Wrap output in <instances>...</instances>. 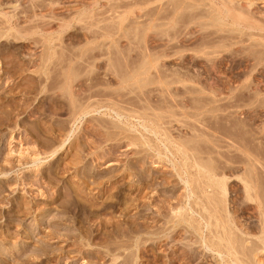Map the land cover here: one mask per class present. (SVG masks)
<instances>
[{"label":"rangeland","instance_id":"rangeland-1","mask_svg":"<svg viewBox=\"0 0 264 264\" xmlns=\"http://www.w3.org/2000/svg\"><path fill=\"white\" fill-rule=\"evenodd\" d=\"M34 1L11 2L18 25L0 15V264L246 259L210 243L229 209L236 236H264V35L208 0H136L122 21L133 0L91 16Z\"/></svg>","mask_w":264,"mask_h":264},{"label":"bare ground","instance_id":"bare-ground-1","mask_svg":"<svg viewBox=\"0 0 264 264\" xmlns=\"http://www.w3.org/2000/svg\"><path fill=\"white\" fill-rule=\"evenodd\" d=\"M13 1H16V0H6V1H4V2H2L1 0H0V15L2 16V17H4L5 19H7L6 21L7 22H9V23H14V24H17L16 23V19H18V18H16V19H14V20H12L11 18H14V16H16V14L14 15V12H13V10L15 11V9L14 8H16L15 7V4H11V2H13ZM18 2H19V4H21V2L23 3V2H25L26 3V1H28V2H33V4H34V0H17ZM38 1V0H37ZM52 1H54V0H52ZM101 1V0H100ZM100 1L99 0H59L58 2H55L56 3V6L54 7L53 6V4H54V2L53 3H51L50 4V7H49V5H48V7H46L47 9L46 10H44V11H46L45 13L47 14V15H49L50 14V16H52V15H55L56 13H58V12H69V13H71L70 15H72V14H75V15H86L87 16V14H89L88 16H91V13L93 12V10L94 9H98V8H94L97 4H99L100 5V7H101V12L103 11V10H105L104 8H106V10L108 9V11H106V12H111L112 10L114 11V13L116 12L117 13V11H118V15H117V17L119 18V19H121V21H122V19H124L125 18V13H127V11H128V9H132V7L133 6H136V3L138 2V3H140V1L141 0H138L137 2H136V0H133V2L134 3H128V4H125L126 2H124V4L122 3V1L121 0H119L120 1V3H122V4H120L119 2L117 3L116 1V3L117 4H115V2L113 1V0H110V1H113V2H111L110 3V1L108 2V1H105V2H101L100 3ZM118 1V0H117ZM149 1V0H148ZM198 1H201V0H198ZM206 1V0H205ZM209 1V2H208ZM207 2L209 3V6L211 7V9H212V11H214V14L216 13L217 14V19L219 20V22L221 23V21L223 22V24H224V21H229L232 25L234 24V25H236V26H240V27H242V28H246V29H248V30H255L256 31V33L258 32H260L262 35H264V0H208ZM18 2H16V3H18ZM27 2V3H28ZM129 2V1H128ZM132 2V1H131ZM136 2V3H135ZM150 2V1H149ZM201 2H204L203 0L201 1ZM15 3V2H14ZM143 3V1H141V4ZM171 3V2H170ZM186 3V2H185ZM208 3H206V4H208ZM19 4H18V7H19ZM39 4V3H38ZM47 4H49V2L47 3ZM120 4V5H119ZM140 4V5H141ZM143 4H145V3H143ZM27 5V4H26ZM121 5L123 6V7H121ZM171 5V4H170ZM196 5V4H195ZM17 6V5H16ZM23 6V5H22ZM22 6L20 7V8H22ZM29 6V5H28ZM45 7V6H44ZM100 7H99V9H100ZM117 7H121V10L120 9H115V8H117ZM175 7V6H174ZM199 7V6H198ZM209 7V8H210ZM123 8V9H122ZM182 8H183V6H182ZM190 8V7H189ZM207 8H208V6H207ZM23 10V9H22ZM29 10V9H28ZM130 10H129V12H130ZM195 10V9H194ZM209 10V9H208ZM30 11V10H29ZM97 11V10H96ZM112 11V12H113ZM147 11V10H146ZM172 11V10H171ZM132 12H136L135 10H131V13ZM193 12V11H192ZM191 12V13H192ZM205 12V11H204ZM36 13V12H35ZM34 13V14H35ZM94 13V12H93ZM93 13H92V15H93ZM105 13V12H104ZM207 13H209V12H207ZM36 14H39V13H36ZM35 14V15H36ZM59 14V13H58ZM63 14H65V13H63ZM144 14V13H143ZM142 14V15H143ZM202 14H204V13H202ZM210 14V13H209ZM57 15V14H56ZM69 15V14H68ZM67 15V16H68ZM103 15V14H102ZM165 15V14H164ZM170 15V14H169ZM37 16V15H36ZM39 16V15H38ZM41 16V15H40ZM49 16V17H50ZM74 16V15H73ZM114 16V15H113ZM139 16V15H138ZM141 16V15H140ZM197 16V15H196ZM207 16V15H206ZM55 17V16H54ZM65 17V16H64ZM99 17V16H98ZM124 17V18H123ZM177 17V16H176ZM194 17V16H193ZM102 18V17H101ZM113 18V17H112ZM141 18V17H140ZM179 18V17H178ZM177 18V19H178ZM183 18V17H182ZM215 18V17H214ZM118 19V20H119ZM174 19V18H173ZM191 19V18H190ZM208 19V18H207ZM28 20V19H27ZM30 20V19H29ZM28 20V21H29ZM95 20H97V19H95ZM101 20H103V19H101ZM114 20V19H113ZM116 20V19H115ZM176 20V19H175ZM193 20V19H192ZM221 20V21H220ZM224 20V21H223ZM19 21V20H18ZM94 21V20H93ZM120 21V20H119ZM118 21V22H119ZM186 21V20H185ZM212 21V20H211ZM216 21V20H215ZM35 22V21H34ZM106 22V21H105ZM113 22V21H112ZM63 23H65V22H63ZM99 23V22H98ZM98 23H96V24H98ZM115 23V22H114ZM120 23V22H119ZM167 23V22H166ZM218 23V22H217ZM226 23V22H225ZM51 24V23H50ZM56 24H58L57 26H59L60 25V23H56ZM222 24V23H221ZM1 25V24H0ZM3 25H4V23H3ZM18 25V24H17ZM23 25V24H22ZM41 25V24H40ZM44 25V24H43ZM92 25V24H91ZM217 25V24H216ZM6 26V25H5ZM15 26V25H14ZM53 26V25H52ZM56 26V25H55ZM67 26H68V24H67ZM234 27V26H233ZM137 28V27H136ZM52 29V28H51ZM139 29V28H138ZM49 30H50V28H49ZM48 30V31H49ZM51 31V30H50ZM250 31V32H251ZM110 33V32H109ZM114 33V32H113ZM254 33V32H253ZM103 34V33H102ZM255 34V33H254ZM108 35V34H107ZM256 35V34H255ZM251 36V35H250ZM253 36V35H252ZM113 37V36H112ZM258 37H259V35H258ZM48 38V37H47ZM253 38V37H252ZM264 46V45H263ZM52 50V49H51ZM29 53V52H28ZM70 70V69H69ZM72 73V71H69V73ZM143 72V71H142ZM128 75V74H127ZM123 76H124V74H123ZM128 77V76H127ZM132 78V77H131ZM148 78H150V76L148 77ZM121 79V78H120ZM128 79V78H127ZM148 80V79H147ZM140 81V80H139ZM142 81V80H141ZM120 82V81H119ZM124 82V81H123ZM138 82V81H137ZM147 82V81H146ZM162 82V81H161ZM168 82V81H167ZM130 88V87H129ZM72 102V101H71ZM77 102V101H76ZM87 106V105H86ZM81 107V106H80ZM84 108V107H83ZM74 110V109H73ZM80 111V110H79ZM78 112V111H77ZM71 114V113H70ZM75 114V113H74ZM133 114V113H132ZM141 114V113H140ZM129 115V114H128ZM150 118V117H149ZM159 119V118H158ZM115 124V123H114ZM150 126V125H149ZM116 127V126H115ZM118 127V126H117ZM141 127V126H140ZM142 134V133H141ZM150 143V142H149ZM154 143V142H153ZM158 145V144H157ZM157 149V148H156ZM166 157V156H165ZM203 167V166H202ZM200 169V168H199ZM210 170V169H209ZM208 170V171H209ZM211 173V172H210ZM208 174V173H207ZM249 174V173H248ZM250 176V175H249ZM239 177H240V175H239ZM207 179H208V183H210L211 184V186H217V188H218V190H219V193H221V195L222 194H224L225 193V182H224V178L223 177H218V178H216L215 177V175L214 174H208V176H207ZM253 181V180H252ZM197 182V181H196ZM242 182L244 183V186H243V190H245L244 191V193L246 194V196H248V198L249 199H252L253 200V198H251V197H253V195H250L249 193V190H251L250 189V187H251V185L249 184L250 182H248V180L247 179H245V178H243L242 179ZM184 183H188V181H187V179L185 180V182ZM205 184V183H204ZM215 184V185H214ZM253 185V184H252ZM206 186H210V185H206ZM227 186V185H226ZM239 186V185H238ZM202 187V186H201ZM258 187V186H257ZM192 188V187H191ZM207 188V187H206ZM215 188V187H214ZM217 188H215V191H216V189ZM198 189V188H197ZM213 189V188H212ZM203 190H204V188H203ZM205 191H206V189H205ZM211 191V190H210ZM213 193H214V191H213ZM217 193H218V191H217ZM198 194V193H197ZM253 194V193H252ZM201 195V194H200ZM213 195H215V193L213 194ZM218 195L216 194V196H215V198L217 197ZM245 196V197H246ZM187 197V196H186ZM207 197V196H206ZM205 197V198H206ZM212 199H213V197L212 196H210ZM238 197V196H237ZM218 198V197H217ZM243 198V197H242ZM255 199H256V194H255ZM254 199V200H255ZM205 200V199H204ZM208 200V199H207ZM211 200V199H210ZM217 200V199H216ZM225 200V199H224ZM224 200L223 199H221V198H219L217 201H219V202H217V201H215L216 203H217V205H218V203H223L224 202ZM236 200V199H235ZM233 201V200H232ZM256 201V200H255ZM259 202H261V201H259ZM258 202V204L257 205H255L252 209H258L259 207H260V205L261 204H263V203H259ZM257 203V202H256ZM210 204V203H209ZM212 204V203H211ZM260 204V205H259ZM213 205V204H212ZM223 205V204H222ZM213 206H215V205H213ZM212 206V207H213ZM262 207V206H261ZM260 207V208H261ZM230 208V207H229ZM264 208V207H263ZM214 209V208H213ZM215 209H216V207H215ZM214 209V210H215ZM236 209V208H235ZM251 209V208H250ZM221 210V209H220ZM225 210V209H224ZM230 210V209H229ZM228 210V213H225V215L226 216H228V215H230L229 213H231L230 211ZM259 210V209H258ZM261 211V210H260ZM216 212V211H215ZM215 212H213V213H215ZM220 212V211H219ZM224 212H226V211H224ZM259 212V211H258ZM213 213L211 214V215H213ZM250 213V212H249ZM256 213V212H255ZM261 213H263L264 214V209H262V212ZM221 216L223 215V214H221V213H219ZM218 214V215H219ZM228 214V215H227ZM233 214V213H232ZM231 214V215H232ZM244 214V213H243ZM252 214V213H251ZM250 214V215H251ZM254 214V213H253ZM253 214H252V216H253ZM258 214V213H257ZM215 215V214H214ZM220 215H219V217H220ZM225 215H223L222 217H224ZM225 216V218H223L222 220H220V221H222L221 223L219 222V225H220V228L221 229H219V230H221V232H219V234H217L216 232H218V230L214 233V237H216L218 240H216L215 242H213V243H210V247L211 248H215V250H217L216 252H218L219 254H221V253H226L227 255H232V257L234 256V255H236V253H238V252H240L239 254L241 255V253L243 254V258H244V256H245V258L246 259H242V260H240L239 259V257H236V258H234V260H240V262H239V264H264V243H263V238H264V236H261L260 238H258L259 239V242H248V241H246V239H244L243 237L242 238H240L239 236L240 235H242L241 233H243V235L244 234H248L249 232L246 230V226H244V225H246L247 224V221H246V224L242 221V220H235L234 218H233V220H232V216H230V218H228V217H226ZM262 216H264V215H262ZM262 216H261V218H262ZM218 217V216H217ZM234 217V216H233ZM215 218L216 217H214V220H215ZM245 218V217H244ZM217 220H218V218H216ZM264 219V218H263ZM213 220V219H212ZM217 220H215V223L217 222ZM244 220V219H243ZM214 223V225H216ZM219 225H218V228H219ZM262 227L261 228H263L264 229V221L262 222V225H261ZM217 227V226H216ZM237 228V230H238V233H237V235L239 234V236H236V234H234L233 232L235 231H237L236 229L235 230H233V229H231V228ZM194 229V228H193ZM193 231V230H192ZM201 231V230H200ZM214 232V231H213ZM212 232V233H213ZM241 232V233H240ZM262 232L264 233V231L262 230ZM262 232H261V234H262ZM185 233H183V235H184ZM217 234V235H216ZM260 234V235H261ZM245 235V236H246ZM263 235V234H262ZM197 236V235H196ZM181 237V236H180ZM210 239H212L211 237H210ZM189 240V239H188ZM255 241V240H254ZM209 242H212V241H210L209 240ZM245 243H248L247 245H249V246H246L245 245ZM212 244V245H211ZM209 248V247H208ZM213 248V249H214ZM222 255V254H221ZM242 256V255H241ZM240 256V257H241ZM196 258V257H195ZM221 260V259H220ZM238 260V261H239ZM237 261V262H238ZM216 263V262H215ZM238 264V263H237Z\"/></svg>","mask_w":264,"mask_h":264}]
</instances>
